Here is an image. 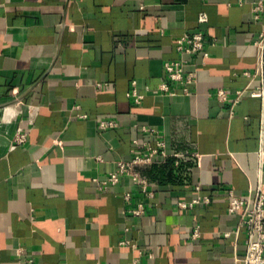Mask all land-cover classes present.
I'll return each mask as SVG.
<instances>
[{
  "label": "crops",
  "instance_id": "1",
  "mask_svg": "<svg viewBox=\"0 0 264 264\" xmlns=\"http://www.w3.org/2000/svg\"><path fill=\"white\" fill-rule=\"evenodd\" d=\"M257 1L0 0V264H245L228 191L264 185ZM198 31L205 49L180 53ZM182 59L188 93L165 69ZM18 131L27 141L12 149ZM137 155L152 195L132 175L99 189Z\"/></svg>",
  "mask_w": 264,
  "mask_h": 264
},
{
  "label": "built area",
  "instance_id": "2",
  "mask_svg": "<svg viewBox=\"0 0 264 264\" xmlns=\"http://www.w3.org/2000/svg\"><path fill=\"white\" fill-rule=\"evenodd\" d=\"M238 4L244 3L245 0H233ZM264 11V0H258L253 7V12L255 13V17L259 18L261 13ZM201 23H204L208 20V16L205 12L200 13L199 19ZM264 37L261 39V43H263ZM206 46V39L203 32L198 31L195 33H185L183 34L177 41V49L182 54L195 55L199 51H203ZM207 55V52H205ZM186 60H178V61H167L165 63V69L167 72V77L170 81L174 83H179L184 85L183 92H189V86L192 85L196 80L195 72L185 73L184 63ZM245 75H249L248 72L244 73ZM135 85V82H134ZM161 90L167 92L170 95H176L177 93L171 89L169 83L164 82L161 85ZM245 90L238 91L237 97L233 100V106L237 103V101L242 98ZM128 95L135 96L136 100L139 101L142 96L139 95L135 89H133ZM215 96L222 100H228V94L225 89H218L215 93ZM251 96H259L264 98V87L258 88L257 90L252 91ZM233 113V111H231ZM115 123L113 121H103L102 126H113ZM143 130L148 131L150 129L144 127ZM27 141V132L26 131H18L15 135L11 148L14 149L17 146L25 143ZM138 143L137 140L134 141ZM160 146H164L163 142L159 143ZM165 153V152H164ZM262 161L264 160V151L261 152ZM150 158L143 157L140 155L135 156L131 160H117V171L110 172L104 179H95L99 189L106 190L112 185H116L120 178L124 175H132L135 179V183L138 184L141 190L145 193H149L152 195V192L148 189V182L140 176L138 172L135 171L134 166L138 163H146L149 162ZM229 195V205L228 211L232 214H238L240 216V222L238 225V230L241 227H244L247 232V252L245 256V264H264V185L260 184L255 192L251 191L246 195V197H242L234 190L228 191ZM125 199L129 201L131 196L129 194L125 195ZM209 203V197H199L191 202H180L179 205L182 208L192 207L200 202ZM133 215L141 216L144 213V206L140 204L138 207L132 210ZM199 235V229H196L194 232V236L197 237ZM230 235V233H226V236ZM27 264H35L33 259H29Z\"/></svg>",
  "mask_w": 264,
  "mask_h": 264
},
{
  "label": "water",
  "instance_id": "3",
  "mask_svg": "<svg viewBox=\"0 0 264 264\" xmlns=\"http://www.w3.org/2000/svg\"><path fill=\"white\" fill-rule=\"evenodd\" d=\"M8 104H6L5 106H7Z\"/></svg>",
  "mask_w": 264,
  "mask_h": 264
}]
</instances>
